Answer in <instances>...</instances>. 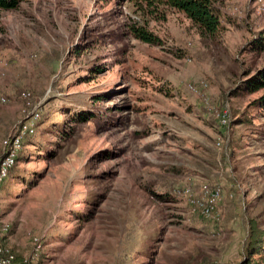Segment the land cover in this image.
<instances>
[{
	"label": "rangeland",
	"instance_id": "obj_1",
	"mask_svg": "<svg viewBox=\"0 0 264 264\" xmlns=\"http://www.w3.org/2000/svg\"><path fill=\"white\" fill-rule=\"evenodd\" d=\"M222 11L231 23L214 38L183 14L152 21L163 46L131 36L139 16L126 0L0 11V161L4 140L34 107L41 114L0 184L19 262H242L250 223L264 228V113L250 107L264 89L233 92L264 66V0H227ZM201 82L209 106L189 88ZM203 185L223 191L214 219L189 202ZM256 258L264 264V252Z\"/></svg>",
	"mask_w": 264,
	"mask_h": 264
},
{
	"label": "trees",
	"instance_id": "obj_2",
	"mask_svg": "<svg viewBox=\"0 0 264 264\" xmlns=\"http://www.w3.org/2000/svg\"><path fill=\"white\" fill-rule=\"evenodd\" d=\"M26 0H0V11L17 10ZM132 4L135 13L139 16L138 21H134L128 26L131 36L145 44L151 46H163L164 41L150 29L152 21L167 22L170 13L183 14L196 28L201 38H214L223 29L224 17L222 11L227 0H126ZM230 24V20H226ZM264 34V33H263ZM263 36V35H262ZM258 48L264 46V39L259 40ZM247 78L242 81L233 92L235 97H243L255 94L264 89V66L253 74H246ZM251 108L264 113V95L255 99L250 104ZM80 122H87L88 117L80 114L77 116ZM21 153V152H20ZM19 153V155H20ZM20 161L18 156L16 160ZM15 165V166H16ZM14 166V167H15ZM14 167L10 170L11 174ZM156 199L165 202V198L156 195ZM264 252V228L252 221L249 226L247 243L243 249L244 259L240 264H262L256 256H261ZM260 258V257H259Z\"/></svg>",
	"mask_w": 264,
	"mask_h": 264
},
{
	"label": "built area",
	"instance_id": "obj_3",
	"mask_svg": "<svg viewBox=\"0 0 264 264\" xmlns=\"http://www.w3.org/2000/svg\"><path fill=\"white\" fill-rule=\"evenodd\" d=\"M262 1V0H259ZM192 93L201 96L204 100L205 106H209L210 97L207 95L209 85L207 82H201L200 84L189 85ZM25 105L32 107V96L29 93H25L22 96ZM8 103V99L5 95L0 93V105ZM225 109L216 111V116L219 119L221 126H227L229 123V114ZM41 118L39 108H35L27 117L25 122H22L18 132L3 142V156L0 161V184L6 180L9 176L10 170L16 165V160L19 153L23 150L25 145V139L31 137L36 132V122ZM189 202L193 208V212L205 219H214L216 213L219 211V205L222 201L223 191L220 187H210L209 185H203L201 188V194L199 197H195L191 190H188ZM10 231V224L8 221L0 219V264H29V261L19 262L16 254L6 246L5 238ZM37 247L35 252L38 253L42 249V245L36 242ZM223 264V263H214Z\"/></svg>",
	"mask_w": 264,
	"mask_h": 264
},
{
	"label": "crops",
	"instance_id": "obj_4",
	"mask_svg": "<svg viewBox=\"0 0 264 264\" xmlns=\"http://www.w3.org/2000/svg\"><path fill=\"white\" fill-rule=\"evenodd\" d=\"M0 219H1V220H4V221H7L5 218H0ZM8 222H9V221H8ZM11 229H12V225L10 226V231H12ZM7 236H8V235H7ZM7 236H6V238H5V244H6V246L9 247L13 252H15L13 248L15 247V244H16V243H15V241L12 240L11 233H10V236H8V237H7ZM15 248H16V247H15Z\"/></svg>",
	"mask_w": 264,
	"mask_h": 264
}]
</instances>
